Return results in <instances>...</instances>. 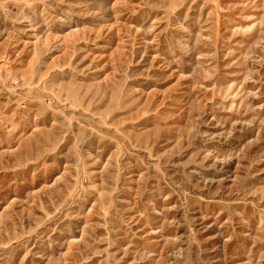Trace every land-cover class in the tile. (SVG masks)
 <instances>
[{
    "label": "rangeland",
    "instance_id": "1",
    "mask_svg": "<svg viewBox=\"0 0 264 264\" xmlns=\"http://www.w3.org/2000/svg\"><path fill=\"white\" fill-rule=\"evenodd\" d=\"M0 264H264V0H0Z\"/></svg>",
    "mask_w": 264,
    "mask_h": 264
}]
</instances>
